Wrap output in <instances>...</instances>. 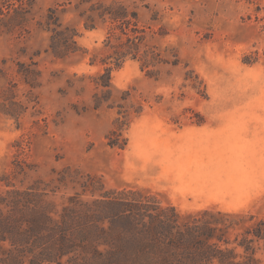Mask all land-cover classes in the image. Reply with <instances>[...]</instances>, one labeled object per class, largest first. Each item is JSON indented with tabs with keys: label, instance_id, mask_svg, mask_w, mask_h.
I'll return each mask as SVG.
<instances>
[{
	"label": "rangeland",
	"instance_id": "1",
	"mask_svg": "<svg viewBox=\"0 0 264 264\" xmlns=\"http://www.w3.org/2000/svg\"><path fill=\"white\" fill-rule=\"evenodd\" d=\"M80 2L0 0V192L61 209L84 181L140 189L185 216L239 213L252 231L264 221V0H104L136 13L144 49L167 62L151 77L128 58L106 93V66L91 65L106 25L85 30ZM50 15L79 29L77 54H52Z\"/></svg>",
	"mask_w": 264,
	"mask_h": 264
},
{
	"label": "trees",
	"instance_id": "2",
	"mask_svg": "<svg viewBox=\"0 0 264 264\" xmlns=\"http://www.w3.org/2000/svg\"><path fill=\"white\" fill-rule=\"evenodd\" d=\"M79 6L85 30L106 25L104 57L91 60L92 66H106L96 83L103 92L111 91L112 72L128 58L151 77L167 63L156 49H144L146 35L136 13L104 0H81ZM46 29L56 58L80 51L77 27L50 15ZM99 101L95 96L96 107ZM81 189L61 209L34 190L0 192V264H264L258 256L264 254V221L251 231L234 220L242 218L239 213L185 216L146 190L87 181ZM87 194L92 197L83 198ZM242 227L245 235L232 239L231 231Z\"/></svg>",
	"mask_w": 264,
	"mask_h": 264
}]
</instances>
